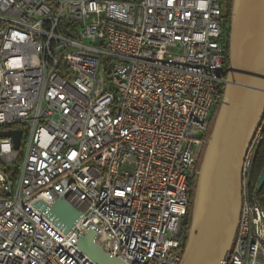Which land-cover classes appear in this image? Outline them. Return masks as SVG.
I'll list each match as a JSON object with an SVG mask.
<instances>
[{"label": "built area", "instance_id": "obj_1", "mask_svg": "<svg viewBox=\"0 0 264 264\" xmlns=\"http://www.w3.org/2000/svg\"><path fill=\"white\" fill-rule=\"evenodd\" d=\"M220 0H0V264H95L89 228L124 264H181L191 185L224 99ZM223 264H264L255 164ZM81 212L64 234L38 209Z\"/></svg>", "mask_w": 264, "mask_h": 264}, {"label": "water", "instance_id": "obj_2", "mask_svg": "<svg viewBox=\"0 0 264 264\" xmlns=\"http://www.w3.org/2000/svg\"><path fill=\"white\" fill-rule=\"evenodd\" d=\"M224 99L205 148L194 193L190 229L181 264H223L230 253L242 209V170L264 114V0H232L229 61ZM19 150L22 131L0 132ZM264 187V169L257 189ZM40 212L64 234L82 214L65 200L43 202ZM89 228L77 247L95 264H124L97 243Z\"/></svg>", "mask_w": 264, "mask_h": 264}, {"label": "trees", "instance_id": "obj_3", "mask_svg": "<svg viewBox=\"0 0 264 264\" xmlns=\"http://www.w3.org/2000/svg\"><path fill=\"white\" fill-rule=\"evenodd\" d=\"M126 1H134V0H126ZM227 7H228V15L225 16L226 22H228L225 76H227V74H228L227 70H228V61H229V34H230V24H231L232 0H228V6ZM213 127H214V125H213ZM210 135H211V133L209 134V137H210ZM200 161H199V164L197 166L198 169H199V166H200V163H201ZM263 169H264V138H263V142L261 144V147L259 149V152H258L257 158H256L255 177H254L255 178V184L258 183V178H259L260 174L262 173ZM196 183H197V176L194 178V180L192 182V185H191L192 204H191V209L189 210L187 219L185 220V223H184V231L183 232H184L185 235H188V232H189V229H190L191 217H192V209H193V200H194V193H195V189H196ZM257 196L262 201V203L264 204V187L262 188V190L257 192Z\"/></svg>", "mask_w": 264, "mask_h": 264}, {"label": "rangeland", "instance_id": "obj_4", "mask_svg": "<svg viewBox=\"0 0 264 264\" xmlns=\"http://www.w3.org/2000/svg\"><path fill=\"white\" fill-rule=\"evenodd\" d=\"M135 2H138V1H141V0H134ZM219 109H220V107L219 108H217L216 110H214V118H213V121H212V123H211V126H210V128H209V133L213 130V125L215 124V121H216V116L218 115V112H219ZM212 133V132H211ZM210 138V137H209ZM204 152H205V150H204ZM204 152H203V155H204ZM203 155H202V158H203ZM202 158H201V161L200 162H202ZM200 165H201V163H200ZM199 169H200V166H199ZM255 190H256V192H258V189H257V185H256V187H255ZM184 231V230H183Z\"/></svg>", "mask_w": 264, "mask_h": 264}, {"label": "flooded vegetation", "instance_id": "obj_5", "mask_svg": "<svg viewBox=\"0 0 264 264\" xmlns=\"http://www.w3.org/2000/svg\"><path fill=\"white\" fill-rule=\"evenodd\" d=\"M221 1V4H222V7H223V14L224 16H227L228 15V0H220ZM226 28H225V33L227 35V29H228V22H226ZM184 230V228H183Z\"/></svg>", "mask_w": 264, "mask_h": 264}, {"label": "bare ground", "instance_id": "obj_6", "mask_svg": "<svg viewBox=\"0 0 264 264\" xmlns=\"http://www.w3.org/2000/svg\"><path fill=\"white\" fill-rule=\"evenodd\" d=\"M209 140V139H208ZM208 144V143H207Z\"/></svg>", "mask_w": 264, "mask_h": 264}]
</instances>
